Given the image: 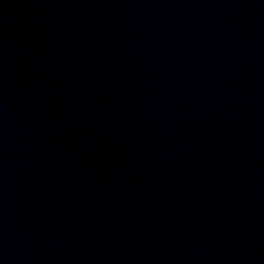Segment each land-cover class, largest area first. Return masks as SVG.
I'll list each match as a JSON object with an SVG mask.
<instances>
[{
	"label": "water",
	"instance_id": "1",
	"mask_svg": "<svg viewBox=\"0 0 264 264\" xmlns=\"http://www.w3.org/2000/svg\"><path fill=\"white\" fill-rule=\"evenodd\" d=\"M0 264H264V0H0Z\"/></svg>",
	"mask_w": 264,
	"mask_h": 264
}]
</instances>
